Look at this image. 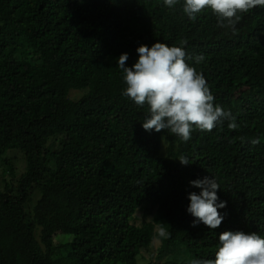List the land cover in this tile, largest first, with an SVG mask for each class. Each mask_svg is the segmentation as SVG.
Masks as SVG:
<instances>
[{"label": "trees", "instance_id": "obj_1", "mask_svg": "<svg viewBox=\"0 0 264 264\" xmlns=\"http://www.w3.org/2000/svg\"><path fill=\"white\" fill-rule=\"evenodd\" d=\"M183 4L0 0V159L18 151L25 162L0 189V264H137L154 239L167 264H189L214 259L225 231L264 237V6L233 33L210 9L189 20ZM155 42L185 49L237 128H194L187 142L142 128L148 105L122 95L117 58L128 53L131 67L136 48ZM206 176L226 202L215 229L193 227L186 211L200 191L190 181ZM150 204L155 214L136 226Z\"/></svg>", "mask_w": 264, "mask_h": 264}, {"label": "clouds", "instance_id": "obj_2", "mask_svg": "<svg viewBox=\"0 0 264 264\" xmlns=\"http://www.w3.org/2000/svg\"><path fill=\"white\" fill-rule=\"evenodd\" d=\"M177 2L164 0V5L172 8ZM257 6H264V0H184L182 11L189 20L195 21L198 13L210 9L219 27H229L235 33V25L242 15ZM186 43L181 41L182 45ZM136 52L138 58L131 67L126 65L128 53L117 58L116 66L126 85L122 95L137 106L148 105V113L141 124L146 132L167 130L187 142L194 128L211 131L224 120L232 121L229 128L238 127L230 109L214 104L204 76L186 63L187 53L183 47L155 42L150 47L141 44ZM189 58L197 64L204 59L203 55ZM178 160L182 165L189 164L186 157ZM190 184L200 189L198 194L191 192L187 196L186 211L195 218L192 226L203 223L209 229L219 227L224 216L218 209L224 208L226 202L217 203L218 183L206 176ZM158 235L166 238L170 233L161 225ZM218 241L214 259H192L189 264H264V237L256 232L225 231Z\"/></svg>", "mask_w": 264, "mask_h": 264}, {"label": "rangeland", "instance_id": "obj_3", "mask_svg": "<svg viewBox=\"0 0 264 264\" xmlns=\"http://www.w3.org/2000/svg\"><path fill=\"white\" fill-rule=\"evenodd\" d=\"M78 92L71 93L69 96L75 100L77 97ZM7 162H9L13 169V174H11L9 165L3 162L0 159V189H4L6 184H14L15 180L19 178V176L24 172L25 169V162L22 153L18 151H10L6 152L3 156ZM39 198V192H35L32 195V201L29 204V209H32L35 201ZM155 214L154 208L150 205L146 206V209L139 210L135 213V219L133 223L136 226L141 225L143 221H149L151 217ZM177 217L173 216V220ZM157 230V229H156ZM64 239L62 236L56 237V241H60ZM160 247L159 239H154L151 248L148 251H141V254L137 257V264H167V261L170 257H161L158 255V249Z\"/></svg>", "mask_w": 264, "mask_h": 264}]
</instances>
